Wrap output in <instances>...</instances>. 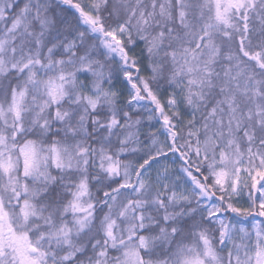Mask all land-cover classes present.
I'll list each match as a JSON object with an SVG mask.
<instances>
[{
    "label": "snow or ice",
    "instance_id": "snow-or-ice-1",
    "mask_svg": "<svg viewBox=\"0 0 264 264\" xmlns=\"http://www.w3.org/2000/svg\"><path fill=\"white\" fill-rule=\"evenodd\" d=\"M0 264H264V0H0Z\"/></svg>",
    "mask_w": 264,
    "mask_h": 264
}]
</instances>
